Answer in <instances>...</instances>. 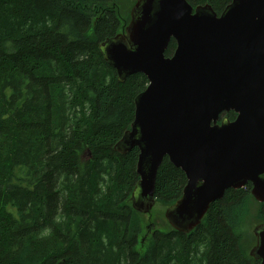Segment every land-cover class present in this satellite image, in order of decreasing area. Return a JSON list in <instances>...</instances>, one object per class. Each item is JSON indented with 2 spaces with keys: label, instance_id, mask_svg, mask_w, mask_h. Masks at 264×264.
<instances>
[{
  "label": "trees",
  "instance_id": "obj_1",
  "mask_svg": "<svg viewBox=\"0 0 264 264\" xmlns=\"http://www.w3.org/2000/svg\"><path fill=\"white\" fill-rule=\"evenodd\" d=\"M123 1L121 12L119 0H0V264H260L237 229L251 184L228 189L190 234L168 225L138 251L140 151L115 146L149 81L120 82L99 49L129 25L135 2ZM187 1L220 16L233 0ZM186 178L165 158L156 202L175 204Z\"/></svg>",
  "mask_w": 264,
  "mask_h": 264
},
{
  "label": "water",
  "instance_id": "obj_2",
  "mask_svg": "<svg viewBox=\"0 0 264 264\" xmlns=\"http://www.w3.org/2000/svg\"><path fill=\"white\" fill-rule=\"evenodd\" d=\"M125 32L100 46L120 82L144 74L149 85L115 151H140L131 207L150 216L156 179L168 158L187 185L165 219L179 233L200 226L228 189L252 185L264 204V0H233L219 16L187 0H136ZM172 40L177 47L166 57ZM235 112L230 121L221 115ZM250 257L264 264V224Z\"/></svg>",
  "mask_w": 264,
  "mask_h": 264
},
{
  "label": "rangeland",
  "instance_id": "obj_3",
  "mask_svg": "<svg viewBox=\"0 0 264 264\" xmlns=\"http://www.w3.org/2000/svg\"><path fill=\"white\" fill-rule=\"evenodd\" d=\"M118 4L120 5L121 12L126 8L123 0H119ZM136 3V0H133ZM135 5V4H134ZM130 13V12H129ZM131 18V13L129 15ZM131 21V20H130ZM130 24V23H129ZM252 191V190H251ZM252 195V194H251ZM153 212L150 216L142 215L141 220V235L139 237L138 251L142 254L146 251L150 244V238L153 235L154 231L165 230L169 225L165 219L166 208L161 206V204L154 205ZM261 212V204L256 202L254 198H250L246 201V206L243 210V220L239 227L237 228L241 232L245 240L243 242L244 248L247 250V254L256 246V237L254 236V229L257 226L264 224V219L259 213ZM171 227V226H170Z\"/></svg>",
  "mask_w": 264,
  "mask_h": 264
},
{
  "label": "flooded vegetation",
  "instance_id": "obj_4",
  "mask_svg": "<svg viewBox=\"0 0 264 264\" xmlns=\"http://www.w3.org/2000/svg\"><path fill=\"white\" fill-rule=\"evenodd\" d=\"M235 113V112H234ZM236 114V113H235ZM228 119V118H227ZM229 120V119H228ZM223 121V120H222Z\"/></svg>",
  "mask_w": 264,
  "mask_h": 264
}]
</instances>
